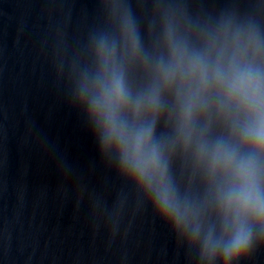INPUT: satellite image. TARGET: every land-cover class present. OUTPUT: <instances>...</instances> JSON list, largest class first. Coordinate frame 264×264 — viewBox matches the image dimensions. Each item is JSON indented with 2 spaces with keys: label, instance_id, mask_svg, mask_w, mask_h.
<instances>
[{
  "label": "water",
  "instance_id": "obj_1",
  "mask_svg": "<svg viewBox=\"0 0 264 264\" xmlns=\"http://www.w3.org/2000/svg\"><path fill=\"white\" fill-rule=\"evenodd\" d=\"M101 38L133 100L158 89L155 111L145 105L137 113L130 104L119 117L137 126L154 121L152 142L187 209V227L162 215L120 150L102 143L82 92L85 85L93 91L104 72ZM170 39L212 59L235 55L264 77V0H0V165L75 264H264V224L253 217L246 218L247 251L225 258L235 230L223 201L236 182L212 164L217 141L239 155L254 153L241 141L245 113L209 85L186 139L181 111L189 81L177 75L166 85L160 70L172 59ZM256 163L264 198V154Z\"/></svg>",
  "mask_w": 264,
  "mask_h": 264
},
{
  "label": "clouds",
  "instance_id": "obj_2",
  "mask_svg": "<svg viewBox=\"0 0 264 264\" xmlns=\"http://www.w3.org/2000/svg\"><path fill=\"white\" fill-rule=\"evenodd\" d=\"M126 35L136 47V34L132 21H124ZM172 59L161 65L163 82L172 84L177 75L189 81L187 95L181 111V132L186 139L191 137V122L202 96L209 85L218 90V98L233 102L245 113L241 125V141L251 144L254 153L239 155L236 149L222 141L211 147L213 167L220 166L229 172L236 184L227 192L223 201L225 212L233 215L234 236L224 246L227 260L239 257L251 243V229L246 218L253 217L264 224V198L258 187L256 156L264 154V77L259 70L243 64L234 55L227 61L222 56L212 59L209 53L189 51L182 41L170 39ZM104 72L93 82V91L83 86L90 113L101 129L104 147L115 145L121 152L122 164L152 192L154 202L165 217L177 226L188 224L187 209L181 208L175 193L165 178L166 165L163 163L159 146L153 144L154 121L137 126L119 117V113L133 105L137 113L146 105L155 111L159 106L158 89L154 88L147 96L133 100L126 90L123 73L111 64L112 48L103 38L97 50ZM223 100L221 102H223ZM206 150L201 145V151ZM198 228L193 229L195 235Z\"/></svg>",
  "mask_w": 264,
  "mask_h": 264
}]
</instances>
